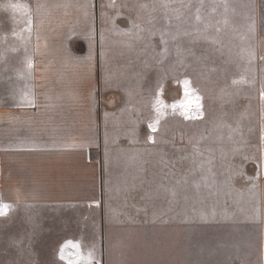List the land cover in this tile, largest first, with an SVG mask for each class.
I'll list each match as a JSON object with an SVG mask.
<instances>
[{"label":"rangeland","instance_id":"obj_1","mask_svg":"<svg viewBox=\"0 0 264 264\" xmlns=\"http://www.w3.org/2000/svg\"><path fill=\"white\" fill-rule=\"evenodd\" d=\"M133 1L108 0L103 10L102 46L110 71L100 84L101 105L113 138L146 141L141 148L148 157L144 173L127 180L118 194L149 201L114 204L122 209L114 208L105 218L89 206L9 205L0 215V264H68L71 259L78 264H264V98L250 58L245 52L242 57L216 56V42L196 40L194 72L180 71L177 64L186 60L185 51L127 38L126 33L140 31L137 14L142 9ZM223 5L240 9L231 1ZM195 11L203 10L196 5ZM152 29L148 25L145 31ZM27 52L18 37L0 35V81L15 79L6 66L26 64ZM130 64L141 66L131 70ZM21 85L11 91L0 84V97H22L29 86L24 90ZM161 124L163 142L173 139L180 147L187 130L194 136L188 181L180 169L177 182H166L164 149L158 170L152 142ZM186 203L195 248V258L188 260L175 251L172 255L170 246H156L167 217L185 224ZM66 241L79 248L66 247L67 259L61 260Z\"/></svg>","mask_w":264,"mask_h":264},{"label":"crops","instance_id":"obj_2","mask_svg":"<svg viewBox=\"0 0 264 264\" xmlns=\"http://www.w3.org/2000/svg\"><path fill=\"white\" fill-rule=\"evenodd\" d=\"M107 1L0 0V29L4 30L0 35L18 37L29 50L24 54L29 57L26 64L6 66V72L15 79L0 81L11 91L19 84L24 90L29 86L22 97H0V202L57 208L89 206L105 218L114 208L122 209L114 204L149 201L142 195L118 194L127 180L141 177L148 157L141 154L146 141L113 138L104 119L100 84L103 74L110 71L102 46ZM223 1H231L240 9L225 10ZM133 3L142 9L137 14L140 31L126 33L129 40L164 42L162 47L185 51L186 60L177 66L186 72L195 70L196 40L216 42V56L242 57L245 52L256 72L257 89L260 94L264 92L261 0ZM196 5L203 11L196 14ZM147 9L153 12H145ZM148 25L153 29L146 32ZM140 66L130 64L129 68L137 70ZM158 132L159 137L155 127L152 142L158 170L164 149L169 164L166 182H177L180 169L185 170L188 181L193 134L189 136L187 130L179 147L173 139L163 142L162 124ZM186 206L185 224L181 220V227L180 220L169 222L167 217V223L158 229L156 246H170L172 255L175 251L180 259L188 260L195 258V248Z\"/></svg>","mask_w":264,"mask_h":264},{"label":"snow or ice","instance_id":"obj_3","mask_svg":"<svg viewBox=\"0 0 264 264\" xmlns=\"http://www.w3.org/2000/svg\"><path fill=\"white\" fill-rule=\"evenodd\" d=\"M29 67H31V63H29ZM184 84H185V92L187 94V92H188V89H187L188 81H184ZM261 97L264 98V92L261 93ZM196 100L198 101L199 100V97H196ZM180 106L183 107L184 106L183 103ZM173 107H176V105H173ZM197 107H199L198 104H197ZM8 208H9V205L8 204H5L3 202H0V215H5ZM66 247L79 248V245L78 244H73L72 241H66L65 244L62 245L61 246V249H60V259L61 260L67 259L65 257V255H64V251H65V248ZM68 264H78V259L68 260Z\"/></svg>","mask_w":264,"mask_h":264}]
</instances>
